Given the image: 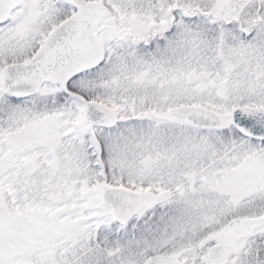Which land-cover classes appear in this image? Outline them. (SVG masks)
<instances>
[{
    "label": "snow or ice",
    "instance_id": "6c2138e0",
    "mask_svg": "<svg viewBox=\"0 0 264 264\" xmlns=\"http://www.w3.org/2000/svg\"><path fill=\"white\" fill-rule=\"evenodd\" d=\"M0 264H264V0H0Z\"/></svg>",
    "mask_w": 264,
    "mask_h": 264
}]
</instances>
